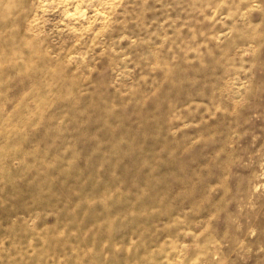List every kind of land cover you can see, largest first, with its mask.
Here are the masks:
<instances>
[{
	"label": "rangeland",
	"instance_id": "rangeland-1",
	"mask_svg": "<svg viewBox=\"0 0 264 264\" xmlns=\"http://www.w3.org/2000/svg\"><path fill=\"white\" fill-rule=\"evenodd\" d=\"M0 264H264V0H0Z\"/></svg>",
	"mask_w": 264,
	"mask_h": 264
}]
</instances>
